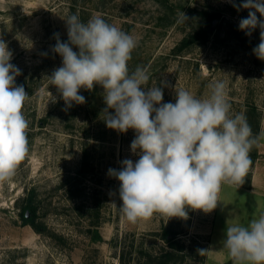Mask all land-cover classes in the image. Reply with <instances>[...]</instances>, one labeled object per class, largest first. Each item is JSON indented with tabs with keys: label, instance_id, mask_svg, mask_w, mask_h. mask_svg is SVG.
Returning a JSON list of instances; mask_svg holds the SVG:
<instances>
[{
	"label": "rangeland",
	"instance_id": "374dc122",
	"mask_svg": "<svg viewBox=\"0 0 264 264\" xmlns=\"http://www.w3.org/2000/svg\"><path fill=\"white\" fill-rule=\"evenodd\" d=\"M233 3L243 0H0V38L13 53L10 62L21 70L15 84L28 93L23 113L29 121V151L14 176L0 182V264H156L157 255L167 248L159 235L164 226L177 231L175 238L185 247L176 264H234L219 253L227 227L222 203L217 214L216 209H187V219H168L158 212L135 223L123 218L120 182L108 169L119 170L124 159H139L130 148L135 131L106 126L99 85L82 88L86 102L65 110L47 78L62 66V57L52 47L56 33L61 42L68 40L65 19L79 14L86 22L100 15L137 40L129 70L149 66L147 86L163 88L162 102L175 103V85L206 98L209 82L226 81L232 112H243L258 135V124L264 130V61L252 50L260 43V29L251 36L241 31L239 21L250 9ZM180 11L188 17L183 24L176 23ZM207 15L214 17L205 41L173 52ZM253 151L258 156V144L250 157ZM26 203L36 207L33 220L41 230L24 224L20 213ZM236 207L229 225H247L255 218L250 208ZM207 242L214 250L202 258L198 250Z\"/></svg>",
	"mask_w": 264,
	"mask_h": 264
},
{
	"label": "clouds",
	"instance_id": "9594fccd",
	"mask_svg": "<svg viewBox=\"0 0 264 264\" xmlns=\"http://www.w3.org/2000/svg\"><path fill=\"white\" fill-rule=\"evenodd\" d=\"M233 6L250 9L239 29L251 36L259 27L260 43L252 51L264 61V19L256 15L264 17V0H243ZM65 21L68 40L61 42L56 33L52 47L62 57V66L47 77L65 110L86 102L82 88L99 85L104 90L106 126L122 133L135 131L130 148L139 159H124L119 170L108 169V175L120 182L123 218L135 223L158 212L168 219H187V209L205 213L215 209L222 184H243L252 165L250 152L264 138V130L254 135L246 115L232 112L226 81L209 82L206 98L175 85V103L162 102L163 88L147 86L149 66L129 70L138 43L132 35L100 15L84 22L79 14H71ZM187 21L184 12L177 13V24ZM12 58L0 38V182L14 176L29 151V121L23 113L28 93L15 84L21 70L10 62ZM50 100L57 102L51 93ZM222 244L234 264H264V213L247 225H227Z\"/></svg>",
	"mask_w": 264,
	"mask_h": 264
},
{
	"label": "crops",
	"instance_id": "0c3cea01",
	"mask_svg": "<svg viewBox=\"0 0 264 264\" xmlns=\"http://www.w3.org/2000/svg\"><path fill=\"white\" fill-rule=\"evenodd\" d=\"M262 123V122H261ZM262 131V126L259 128ZM258 156L256 157L249 174V186L245 187L239 184H222L221 190L218 193V204L222 203L223 209V223L228 224L231 214L235 212L236 206L250 208L254 213L252 216L258 218L261 213H264V140L258 143ZM222 189H225L222 191ZM218 204L215 208V213H218ZM220 216V214H219ZM232 219V218H231ZM206 254H210L214 248L207 242L205 246ZM222 255H228L227 250L223 249L219 252Z\"/></svg>",
	"mask_w": 264,
	"mask_h": 264
},
{
	"label": "trees",
	"instance_id": "16d2710c",
	"mask_svg": "<svg viewBox=\"0 0 264 264\" xmlns=\"http://www.w3.org/2000/svg\"><path fill=\"white\" fill-rule=\"evenodd\" d=\"M214 16L212 15H207L204 19V24L199 27V29H195L191 31L187 36H185L180 43L175 47L173 52H181L185 48L191 46L193 43L196 42H203L208 36L209 33V26L212 22V18ZM259 130V124L255 127V132L258 133ZM257 157L256 151L252 152V164L253 160ZM82 164L86 163L85 161V155H83V160ZM242 186L248 187L249 186V179L247 182H243ZM28 211L29 217H25V212ZM36 207L34 205H31L30 203H26L25 205L22 206V212L20 213L24 224H30L33 228L39 230L40 225L37 224L34 220L33 217L35 215ZM178 232L171 229L170 227H162L161 231L159 232V235L163 240L167 243V248H164L158 255V261L156 264H176L179 260H182V256L180 254H183L184 250V245L179 242L176 238L175 235ZM205 249V247L203 248ZM206 256V251L204 254H202V258H205ZM232 261V258L229 259V263Z\"/></svg>",
	"mask_w": 264,
	"mask_h": 264
},
{
	"label": "water",
	"instance_id": "95a60500",
	"mask_svg": "<svg viewBox=\"0 0 264 264\" xmlns=\"http://www.w3.org/2000/svg\"><path fill=\"white\" fill-rule=\"evenodd\" d=\"M25 217H28V211L25 212ZM39 230H41V228Z\"/></svg>",
	"mask_w": 264,
	"mask_h": 264
},
{
	"label": "flooded vegetation",
	"instance_id": "af4514ba",
	"mask_svg": "<svg viewBox=\"0 0 264 264\" xmlns=\"http://www.w3.org/2000/svg\"><path fill=\"white\" fill-rule=\"evenodd\" d=\"M28 217H29V215H28Z\"/></svg>",
	"mask_w": 264,
	"mask_h": 264
}]
</instances>
